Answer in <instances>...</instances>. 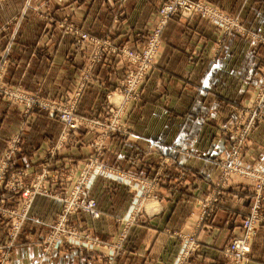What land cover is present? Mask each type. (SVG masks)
Masks as SVG:
<instances>
[{
  "label": "rangeland",
  "instance_id": "374dc122",
  "mask_svg": "<svg viewBox=\"0 0 264 264\" xmlns=\"http://www.w3.org/2000/svg\"><path fill=\"white\" fill-rule=\"evenodd\" d=\"M30 1L24 0V9L30 7V13L48 21L45 25L55 22V28L60 31L56 38L40 37L41 45L71 35L72 51L76 54L81 51L85 59L69 86L50 89L38 80L36 84L32 81V89H27L25 83L3 81L7 47L0 52V102L6 109L20 112L17 118L7 119L18 126L16 131L1 136L5 144L0 151V226L4 227L0 230V264L116 263L131 228L148 224L161 212V194H171L185 180L182 170L174 169L177 161L181 157L202 156L215 166L216 173L209 189L195 199L198 212L188 216L199 226L209 222L218 210L221 195L231 184L251 187L248 212L220 249L226 264L248 263L258 227L264 225V163L246 162L244 158L246 141L264 118V59L254 75L255 82L246 102L232 101L235 117L221 128V136L229 143L227 148H214L211 152L184 148L180 141L187 142L185 138L189 135L182 138L185 134L178 133L170 134L163 150H158L157 137L145 138L148 142L142 149L141 134L134 130V125L142 127L143 114L145 122L157 123L160 108L166 112L172 110L170 101L159 99L164 86L156 82L154 87H148L163 45L162 33L171 20L207 21L221 34L217 46L225 36L239 33L250 43L264 47V32L243 27L234 14L207 0H160L143 32H133L137 37L141 35L140 41L136 37L130 43L129 38H110L107 32L113 27L96 36L70 22L69 14L56 22L50 0L33 5ZM112 1L120 7L124 0ZM184 1L200 7L188 12L181 4ZM11 22L0 27V35L7 29H17V21ZM110 56L115 57L121 70L110 83L95 79V68ZM148 97L152 100L150 105L146 103ZM89 108L91 113L85 114L83 111ZM32 113L53 120L50 134L53 138L34 151L32 158L37 168L29 173L14 161L22 149L23 127L35 122ZM37 119L36 122L42 120ZM210 119L209 112L200 118V123ZM71 123L75 126L71 127ZM201 136L205 134L197 137ZM137 142V149L126 155L128 145ZM120 151L126 157L124 165L121 156L118 157ZM150 155L154 162L148 168L145 159ZM119 187L128 189V202L117 215L104 219V228H100L96 222L100 217L97 200L103 197L106 203L103 191ZM149 204L152 206L148 207ZM168 232L180 239V247L170 264H185L199 249L196 234L191 229Z\"/></svg>",
  "mask_w": 264,
  "mask_h": 264
},
{
  "label": "crops",
  "instance_id": "0c3cea01",
  "mask_svg": "<svg viewBox=\"0 0 264 264\" xmlns=\"http://www.w3.org/2000/svg\"><path fill=\"white\" fill-rule=\"evenodd\" d=\"M40 1L32 0L29 3L33 5ZM159 1L124 0L120 7L112 0H50L49 4L56 22L69 14L70 22L96 36L104 35L113 27L107 32L110 38H129L127 42L133 43L137 37L133 32L146 28L153 19V11ZM207 1L234 14L243 27L264 32V0ZM24 6V0H0V27L12 24V20L17 21V29H7L0 35V52L5 47L8 49L3 81L25 83L29 87L25 86L27 89H32V81L36 84L38 80L42 81L43 87L50 89L69 86L76 70H80L85 59L84 53L72 51L74 41L71 35H64L59 42L51 40L42 46L40 37L56 38L60 31L55 28V22L45 25L48 21L30 13V7L25 10ZM45 26V32L41 33ZM220 35L207 21L198 18L171 20L166 25L158 63L148 80V87H154L156 82L164 86L159 99L170 101L172 110L162 111L158 106L160 116L157 123L145 122L143 114L142 127L134 125V130L141 134L142 149L148 142L145 138L157 137L155 139L160 140L158 150H163L167 147L166 139L170 134L178 133L185 134L182 138L189 135L188 139L185 138L187 142L180 141V146L184 148L211 152L214 148L228 147L227 139L221 136V128L235 117L231 111L232 101L238 99V102H246L255 82L254 75L263 63L264 47L250 43L239 33L225 36L217 46ZM137 38L140 41L141 35ZM121 68L115 57L110 56L95 68V79L110 83ZM151 102L148 97L147 105ZM90 108L83 112L91 113ZM13 110L6 109L0 102V151L5 144L1 136L12 134L18 127L7 122V119L19 116L20 112ZM209 112L211 119L200 123V118ZM34 114L31 116H34L35 122L37 118L42 120L23 127L22 149L14 161L29 173L37 168L32 158L36 153L34 151L43 148L41 144L53 138L50 135L53 120L44 114ZM131 121L134 124L133 119ZM200 134L205 136L199 139L197 136ZM252 135L245 144V161L264 163V118L256 125ZM138 143L131 147L128 145L125 154L137 149ZM119 153L121 155L118 157L121 156L123 160L121 164H126L123 151ZM150 158L151 155L145 159L148 168L154 162ZM181 158L174 168H180L185 175L180 188L169 195L161 194V212L148 224L131 228L124 250L114 264H170L180 247V239L168 232L173 229L184 232L191 229L199 241V249L185 264H226L220 249L238 229L242 216L248 212L251 187L231 184L221 195L220 205L213 218L199 226L188 215L198 212L195 199L209 189V183L216 173L215 166L205 156ZM120 188L103 191L106 203H103V197L97 200L100 209V217L96 221L98 227L104 228L103 220L120 212L122 206L124 209L127 204L130 193L128 189ZM1 229L4 227L0 226ZM246 264H264L263 224L258 227Z\"/></svg>",
  "mask_w": 264,
  "mask_h": 264
},
{
  "label": "built area",
  "instance_id": "2783aa9c",
  "mask_svg": "<svg viewBox=\"0 0 264 264\" xmlns=\"http://www.w3.org/2000/svg\"><path fill=\"white\" fill-rule=\"evenodd\" d=\"M181 4H183L184 6H186V10L188 12H191V11H195L197 9V7H200L199 5L195 4V3H191L189 1H184L182 2ZM163 14L165 15V17L167 16L166 15V11L165 9L163 10ZM71 127H74L75 125L73 123L70 124ZM248 222V220H246ZM247 224V223H246ZM241 243V242H240Z\"/></svg>",
  "mask_w": 264,
  "mask_h": 264
},
{
  "label": "bare ground",
  "instance_id": "6f19581e",
  "mask_svg": "<svg viewBox=\"0 0 264 264\" xmlns=\"http://www.w3.org/2000/svg\"><path fill=\"white\" fill-rule=\"evenodd\" d=\"M263 112H264V110H263ZM258 122H259V121H258ZM218 162H219V161H218ZM218 162H217V163H218ZM221 162H222V161H221ZM215 183H216V182H215ZM151 206H152L151 204L148 205V207H151ZM19 229H20V228H19ZM13 243H14V242H13ZM12 246H13V245H12Z\"/></svg>",
  "mask_w": 264,
  "mask_h": 264
}]
</instances>
